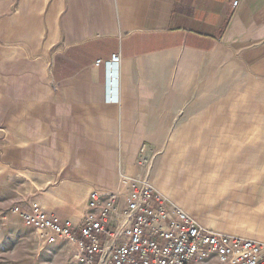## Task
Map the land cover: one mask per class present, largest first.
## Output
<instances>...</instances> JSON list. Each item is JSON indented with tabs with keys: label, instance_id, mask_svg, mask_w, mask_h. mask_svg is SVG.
I'll return each instance as SVG.
<instances>
[{
	"label": "crops",
	"instance_id": "1",
	"mask_svg": "<svg viewBox=\"0 0 264 264\" xmlns=\"http://www.w3.org/2000/svg\"><path fill=\"white\" fill-rule=\"evenodd\" d=\"M233 1L0 0V73L21 107L4 112L6 153L75 187L59 200L84 213L91 190L144 175L139 155L212 138L264 200V0ZM112 54L109 93L96 61Z\"/></svg>",
	"mask_w": 264,
	"mask_h": 264
},
{
	"label": "rangeland",
	"instance_id": "2",
	"mask_svg": "<svg viewBox=\"0 0 264 264\" xmlns=\"http://www.w3.org/2000/svg\"><path fill=\"white\" fill-rule=\"evenodd\" d=\"M6 86L5 74L0 73V264H79L75 259V243L59 239L46 244L20 216L21 211L38 207L77 231L84 203L59 200L69 198L70 191L77 195L75 187L70 190L54 185L56 179L24 167L21 154L11 153L10 149L6 153V141L10 137L5 136V109L12 110L11 118H21L19 98L11 88L6 91ZM13 110L17 112L13 114ZM7 124L11 129V119ZM212 141L205 138L203 147L200 141L199 145L186 144L168 154L143 153L139 155L140 171L153 187L191 214L201 226L264 240V200L260 188L254 180L244 184V179L229 171L228 159L223 154L220 158L219 154L214 155Z\"/></svg>",
	"mask_w": 264,
	"mask_h": 264
},
{
	"label": "built area",
	"instance_id": "3",
	"mask_svg": "<svg viewBox=\"0 0 264 264\" xmlns=\"http://www.w3.org/2000/svg\"><path fill=\"white\" fill-rule=\"evenodd\" d=\"M119 61L118 54L96 61L107 68L109 93ZM132 182L125 193L91 190L77 231L38 207L20 216L46 244L75 243L79 264H264V241L207 229L144 175Z\"/></svg>",
	"mask_w": 264,
	"mask_h": 264
}]
</instances>
